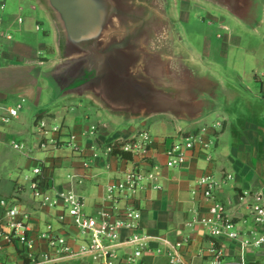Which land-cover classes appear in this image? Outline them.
Here are the masks:
<instances>
[{
	"label": "crops",
	"instance_id": "obj_1",
	"mask_svg": "<svg viewBox=\"0 0 264 264\" xmlns=\"http://www.w3.org/2000/svg\"><path fill=\"white\" fill-rule=\"evenodd\" d=\"M21 7L22 10L19 9ZM226 12L243 27L254 28L264 13V0H232ZM16 13H21L22 23L11 29L9 20ZM3 17L4 32L9 35L16 33L20 39L23 37L24 44L11 43L9 47L23 56L22 60L27 63L24 69L30 70L25 77L27 83L24 81V85L17 88L19 100L11 107L20 104L22 99V107L25 103L32 104L43 94L55 105L60 103V108L56 109L61 115L60 123L58 122L60 126H48L41 120L45 130L48 132L60 128L64 138L67 135L75 137V149L53 146V134L48 132L42 136L38 128L31 152L25 150L19 153L27 159V163H33L34 167L41 165L42 174L52 187L51 197L57 192L71 191L82 200L84 212L89 216H94L101 208H105L112 216H117L127 208L137 210L140 214L139 228L152 240L142 258L135 260L133 264H169V246L185 239H188L187 244L180 249L185 264L211 263L208 238L198 226L193 229L188 226L193 219L205 216L210 206V202L203 199L202 189L197 186V181L205 177H210L219 184L215 200L223 206L235 230L249 236H264V230L253 225L247 206L256 203L259 196L261 202H264V126L261 125L262 117L257 116L259 112L255 111L252 104L247 103L245 108L250 119L243 116L234 118L233 114L218 106L217 87L216 97H212L208 90L195 105L184 103L183 118H186H178V122L169 118L148 122L147 119L133 121L111 116L88 96L74 94L60 85L62 82L56 75L59 62L56 34L47 15L33 8L26 0H13L8 4ZM36 26H39V31L35 30ZM225 28L229 33L228 27ZM44 33L48 34L43 35ZM4 41L0 40V49L1 42ZM48 43L53 45L52 56L46 51ZM5 61L6 57L0 55L1 82L8 81L11 72L6 68ZM251 75L256 89L258 87L264 94V70H252ZM228 95L226 91L224 97ZM256 96L253 98L256 99ZM214 113L221 121L215 122L211 127L204 125L194 128ZM19 114L13 122L19 120ZM48 114L56 122V114ZM191 115L195 116L189 120L187 116ZM90 118L95 122L89 124ZM4 126L0 123V142L9 137V134L3 132ZM92 127H95L94 132H91ZM145 127H153L154 130L143 131L150 137L144 157L130 156L131 161H126L107 152L110 145L128 142ZM191 133L199 134L200 143L193 150L185 152L186 161L181 167L168 168V150L182 144L184 138ZM41 146L43 147L39 148ZM21 165L22 163L17 162V172H20ZM133 169L139 170L143 176L153 173L155 180L144 179L134 194L129 196L122 193L112 201L107 200L106 187L121 180L124 174ZM225 176L230 179L223 180ZM24 180L27 181L26 178ZM11 182L10 196L14 198L19 211L29 215L27 238L31 247L23 251L18 243L4 246L0 252V264H29L28 257L48 252L47 244L39 239L46 228H50L57 236L67 238L74 253L85 245L88 237L72 225L61 207L62 203L55 208L40 206L31 191L29 197L24 195L25 182L20 183L17 177ZM0 185L3 183L0 182ZM130 235L129 231H121L116 243H124ZM219 244L224 254L222 264H240L241 257L245 264H264V243L259 249L247 248L244 252H241L239 241L221 238ZM133 251L134 248L127 245L117 247V264H128V257ZM59 264L100 263L92 262L89 258L73 257L63 259Z\"/></svg>",
	"mask_w": 264,
	"mask_h": 264
},
{
	"label": "rangeland",
	"instance_id": "obj_2",
	"mask_svg": "<svg viewBox=\"0 0 264 264\" xmlns=\"http://www.w3.org/2000/svg\"><path fill=\"white\" fill-rule=\"evenodd\" d=\"M26 1L44 15H48L40 1ZM4 2L7 9L8 4L13 0ZM155 5L160 12L165 34L163 48L167 74L166 77L165 75L162 77L161 90L164 93L166 90L183 103L195 105L206 95L205 91L209 90L211 96L216 97L218 87V106L229 111L234 118L243 116L250 119L251 117L245 113V108L247 103L252 104L255 111L259 112L257 116L262 117L261 125L264 126V94L258 90V87L256 89L251 75L252 70H264V13L259 23L249 29L229 17L225 7L209 0H155ZM19 9L22 10V7ZM16 14L9 20L11 29L21 25L17 22L19 18L22 19L21 13ZM226 26L230 30L229 33L226 32ZM10 37H12L10 41L1 42L0 49V55L6 57L4 62L6 68L11 70L8 81L0 80V106L6 104L9 105L8 107L14 106L19 100L20 95L17 90L22 84L24 85L25 77L30 71L24 69L27 63L22 60L23 56L9 47L11 43L24 44L23 37L20 39L16 33H11ZM46 48L47 53L54 55L52 43H48ZM226 91L228 97H224ZM254 95H257L256 99L253 98ZM59 104L55 105L42 94L36 102L23 105L17 122L12 121L4 126L3 132L9 134V137L0 142V182L3 183L2 186L0 185V199L8 201L14 199L10 196L11 180H15L16 177L20 183L27 179L24 183V195L30 196L34 165L31 162L27 163L26 158L12 150L9 143L14 141L16 144H22L27 152L30 151L35 144L41 120L48 126H60L61 115L56 109L60 108ZM52 111L56 114V122L48 114L49 112L54 114ZM194 116L187 118L192 120ZM165 118L180 121L165 114H154L147 120L152 122ZM185 118L181 117V119ZM217 121H221V118H217L214 113L194 128L204 125L211 127ZM92 122L95 120L90 118L88 123ZM153 130V127H145L140 132ZM182 145L183 142L180 146ZM17 162L22 163L20 172L15 168Z\"/></svg>",
	"mask_w": 264,
	"mask_h": 264
},
{
	"label": "built area",
	"instance_id": "obj_3",
	"mask_svg": "<svg viewBox=\"0 0 264 264\" xmlns=\"http://www.w3.org/2000/svg\"><path fill=\"white\" fill-rule=\"evenodd\" d=\"M6 5L4 0H0V40L10 41L9 34L4 32V13ZM18 24L22 23V19L17 20ZM39 31V26L35 27ZM24 100H20V104L15 107L0 106V123L7 125L11 121L18 118L19 111L22 108ZM39 133L42 136L52 133L54 139L53 146L71 147L75 146V137L67 135L65 138L61 135L60 128H55L47 132L45 125L40 122L38 125ZM95 131V127L91 128V132ZM200 143L198 133H191L184 138L183 145L173 146L168 152V168L181 167L185 161L186 151H191ZM150 144V137L147 132H140L133 136L128 142L124 143L120 150L128 153L133 157H144L147 153ZM112 145L107 147V152L111 153ZM11 149L18 153L25 151L22 144L10 143ZM43 146L39 147L42 148ZM32 174L34 178L30 182V191L34 199L40 206L55 208L62 203L63 210L67 213L72 225L84 236L88 237L87 242L78 252L74 253L69 244V240L65 237H60L53 234L50 228H46L39 235V239L47 244L48 252L39 253L28 257L29 264H59L63 259L82 257L89 258L92 262L100 264H117L119 258L115 249L122 245H127L134 248L132 255L128 257V264H133L135 260H140L143 253L148 248V243L152 238L143 234L139 228L140 214L137 210L127 208L117 216H112L101 208L94 216H89L84 212L82 200L71 191L57 192L51 197L52 187L50 182L43 176L41 165L33 168ZM155 180L153 173L143 176L139 170L133 169L131 172L124 174L121 180L108 185L105 189L107 200H114L116 195L127 193L129 196L134 194L138 189L142 180ZM229 180V176H225L223 180ZM197 186L202 189L203 199L210 202V206L206 210L205 216L195 218L188 224L192 229L198 226L201 232L209 240L208 252L210 254V264L223 263V249L219 244L221 238L230 241H239L241 252L247 248L259 249L264 243V236L253 237L240 234L235 230V227L227 218L224 208L215 200V192L219 189V184L215 183L210 177L201 178L197 181ZM246 194L243 196L245 198ZM246 205V200L244 202ZM249 215L255 227L264 230V202H261V197H257L256 203L247 205ZM1 217H0V252L4 246H11L15 243L20 245L21 250L27 251L31 247V242L27 238V226L29 215L20 212L15 202L8 200L0 201ZM123 230L131 232L130 237L122 244L116 243L119 233ZM188 239L181 243L170 245L168 248L169 264H185L181 255L180 249L187 244ZM240 264H245L244 258L241 257Z\"/></svg>",
	"mask_w": 264,
	"mask_h": 264
},
{
	"label": "water",
	"instance_id": "obj_4",
	"mask_svg": "<svg viewBox=\"0 0 264 264\" xmlns=\"http://www.w3.org/2000/svg\"><path fill=\"white\" fill-rule=\"evenodd\" d=\"M37 1L54 28L56 75L67 91L127 120L185 115V104L161 90L167 74L164 44L161 49L153 42L159 17L145 6L155 0ZM209 1L227 10L232 0Z\"/></svg>",
	"mask_w": 264,
	"mask_h": 264
},
{
	"label": "bare ground",
	"instance_id": "obj_5",
	"mask_svg": "<svg viewBox=\"0 0 264 264\" xmlns=\"http://www.w3.org/2000/svg\"><path fill=\"white\" fill-rule=\"evenodd\" d=\"M145 6H146V9L148 11H152V13L155 15V16H158L159 18H157V20H159L157 23L155 22L154 24V27H155V31H154V34H153V42H158L160 48L162 49V46L165 42V34H164V29L163 27L161 26V20H160V12L159 10L157 9L156 5L151 1L149 3H145Z\"/></svg>",
	"mask_w": 264,
	"mask_h": 264
},
{
	"label": "trees",
	"instance_id": "obj_6",
	"mask_svg": "<svg viewBox=\"0 0 264 264\" xmlns=\"http://www.w3.org/2000/svg\"><path fill=\"white\" fill-rule=\"evenodd\" d=\"M124 144V142H115L113 144L111 155L117 156L122 160L131 161V157L128 153H124L120 150V147Z\"/></svg>",
	"mask_w": 264,
	"mask_h": 264
}]
</instances>
